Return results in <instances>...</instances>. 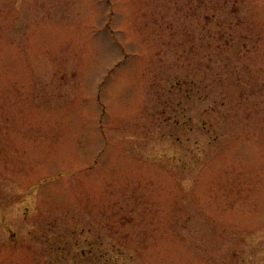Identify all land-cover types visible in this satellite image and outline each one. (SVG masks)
Returning a JSON list of instances; mask_svg holds the SVG:
<instances>
[{
    "label": "rangeland",
    "instance_id": "rangeland-1",
    "mask_svg": "<svg viewBox=\"0 0 264 264\" xmlns=\"http://www.w3.org/2000/svg\"><path fill=\"white\" fill-rule=\"evenodd\" d=\"M0 264H264V0H0Z\"/></svg>",
    "mask_w": 264,
    "mask_h": 264
}]
</instances>
